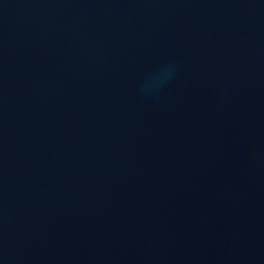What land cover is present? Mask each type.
<instances>
[{"label": "water", "instance_id": "obj_1", "mask_svg": "<svg viewBox=\"0 0 264 264\" xmlns=\"http://www.w3.org/2000/svg\"><path fill=\"white\" fill-rule=\"evenodd\" d=\"M0 264H264V0H0Z\"/></svg>", "mask_w": 264, "mask_h": 264}, {"label": "clouds", "instance_id": "obj_2", "mask_svg": "<svg viewBox=\"0 0 264 264\" xmlns=\"http://www.w3.org/2000/svg\"><path fill=\"white\" fill-rule=\"evenodd\" d=\"M174 71L175 66L172 64L162 66L158 71V75H156L153 79H146L141 91L144 94H150L151 92L155 91L171 78Z\"/></svg>", "mask_w": 264, "mask_h": 264}]
</instances>
